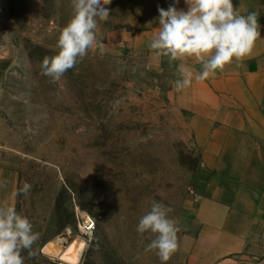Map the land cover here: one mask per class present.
Instances as JSON below:
<instances>
[{
  "label": "rangeland",
  "instance_id": "rangeland-1",
  "mask_svg": "<svg viewBox=\"0 0 264 264\" xmlns=\"http://www.w3.org/2000/svg\"><path fill=\"white\" fill-rule=\"evenodd\" d=\"M173 3L112 0L98 36L107 51L54 83L41 64L58 52L72 0H0V168L14 174V207L39 233L24 264H67L53 254L80 238L77 264H162L145 250L153 235L136 231L153 201L180 228L166 264H185L199 153L173 89L179 61L157 56L147 36ZM25 182L31 191L16 195ZM82 215L95 221L91 236Z\"/></svg>",
  "mask_w": 264,
  "mask_h": 264
},
{
  "label": "crops",
  "instance_id": "crops-1",
  "mask_svg": "<svg viewBox=\"0 0 264 264\" xmlns=\"http://www.w3.org/2000/svg\"><path fill=\"white\" fill-rule=\"evenodd\" d=\"M232 2L238 14L256 13L261 24L251 54L180 91L199 153L196 227L181 245L185 264H264V0ZM175 6L188 9L185 0ZM133 42L139 47L140 35ZM184 63L194 76L199 72L194 59ZM5 180L0 203L14 206L15 176L0 168Z\"/></svg>",
  "mask_w": 264,
  "mask_h": 264
},
{
  "label": "clouds",
  "instance_id": "clouds-1",
  "mask_svg": "<svg viewBox=\"0 0 264 264\" xmlns=\"http://www.w3.org/2000/svg\"><path fill=\"white\" fill-rule=\"evenodd\" d=\"M112 0H72V16L61 30L57 40L58 52L52 57H44L42 74L58 82L65 73L82 63L90 54L107 49L98 39L101 22L110 17ZM174 0L167 9L158 8L159 31L149 43L150 50L157 56L167 57L169 63L179 61L175 90L188 88L193 81H204L223 71L233 62H242L249 56L255 42L261 36V24L256 13L240 15L232 0H185L187 11L178 10ZM194 59L200 66L193 72L185 66V61ZM7 181L0 182L6 187ZM32 185L25 182L16 195H27ZM173 209L153 201L150 211L143 215L137 225L139 234L151 233L154 238L146 251H154L162 264H166L178 250L177 223L169 218ZM39 233L26 216L19 214L14 206L0 203V264H24L22 252L29 257L35 255L33 245Z\"/></svg>",
  "mask_w": 264,
  "mask_h": 264
},
{
  "label": "bare ground",
  "instance_id": "bare-ground-1",
  "mask_svg": "<svg viewBox=\"0 0 264 264\" xmlns=\"http://www.w3.org/2000/svg\"><path fill=\"white\" fill-rule=\"evenodd\" d=\"M77 246L79 250L77 249L75 251H72L73 249L72 247H77ZM83 248H84V243H83V240L80 238L76 242L74 241L71 242L70 245L65 247L64 250L60 252L59 254L55 255L54 253L53 256L57 257L59 260L67 264H77Z\"/></svg>",
  "mask_w": 264,
  "mask_h": 264
},
{
  "label": "built area",
  "instance_id": "built-area-1",
  "mask_svg": "<svg viewBox=\"0 0 264 264\" xmlns=\"http://www.w3.org/2000/svg\"><path fill=\"white\" fill-rule=\"evenodd\" d=\"M80 220H81L80 228L84 234H88L93 231L95 226V221L92 217L88 215H82L80 217Z\"/></svg>",
  "mask_w": 264,
  "mask_h": 264
},
{
  "label": "water",
  "instance_id": "water-1",
  "mask_svg": "<svg viewBox=\"0 0 264 264\" xmlns=\"http://www.w3.org/2000/svg\"><path fill=\"white\" fill-rule=\"evenodd\" d=\"M89 234H90V236H91V235H92V232H90Z\"/></svg>",
  "mask_w": 264,
  "mask_h": 264
}]
</instances>
